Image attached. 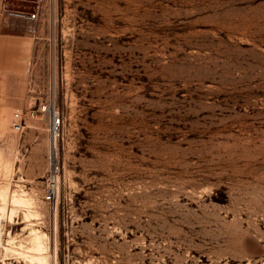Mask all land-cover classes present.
Segmentation results:
<instances>
[{
	"label": "rangeland",
	"instance_id": "obj_1",
	"mask_svg": "<svg viewBox=\"0 0 264 264\" xmlns=\"http://www.w3.org/2000/svg\"><path fill=\"white\" fill-rule=\"evenodd\" d=\"M37 1L0 65V264H264V0L3 5Z\"/></svg>",
	"mask_w": 264,
	"mask_h": 264
},
{
	"label": "crops",
	"instance_id": "obj_2",
	"mask_svg": "<svg viewBox=\"0 0 264 264\" xmlns=\"http://www.w3.org/2000/svg\"><path fill=\"white\" fill-rule=\"evenodd\" d=\"M4 0H0V10L3 24L9 27V32L0 33V65L5 58V54H10V58L15 60V54L27 45L28 36L21 27H31L32 22L36 21L24 19L16 15L6 14L4 11ZM14 10V9H10ZM16 27L20 30H16ZM15 66V65H13Z\"/></svg>",
	"mask_w": 264,
	"mask_h": 264
},
{
	"label": "built area",
	"instance_id": "obj_3",
	"mask_svg": "<svg viewBox=\"0 0 264 264\" xmlns=\"http://www.w3.org/2000/svg\"><path fill=\"white\" fill-rule=\"evenodd\" d=\"M39 10H40V2L39 1L36 2L33 10L29 11V12L28 11H22V10H10L4 6V11L6 12V14L16 15V16H19L21 18L29 19V20L37 19L38 15H39L38 14ZM30 30H34V28L30 27ZM44 109H45L44 105L41 108H39V107L36 108V110H39V111L40 110L46 111ZM36 110H33V111L35 113H37ZM47 113H48V118H49V122H48L49 132L52 134V137L55 138V136L58 133L59 126L61 123V116H60L59 111L55 108H51L49 111L47 110ZM12 125L15 129H21V112L19 111V109H16L13 112ZM46 192H47L46 198L51 199L53 196V185L51 183L47 186Z\"/></svg>",
	"mask_w": 264,
	"mask_h": 264
},
{
	"label": "bare ground",
	"instance_id": "obj_4",
	"mask_svg": "<svg viewBox=\"0 0 264 264\" xmlns=\"http://www.w3.org/2000/svg\"><path fill=\"white\" fill-rule=\"evenodd\" d=\"M54 158V156L52 155V153H51V159H53ZM53 164V163H52ZM54 169V168H53ZM51 178L53 179V181H55L56 180V176L52 173L51 174ZM13 199L14 200H16V201H21V202H32L33 200H32V198H26V199H24V198H16V196H14L13 197ZM14 202V201H13ZM32 210V209H31ZM13 210H11V212H10V218L12 217V214H13ZM10 220V219H9ZM40 230H38V231H36V232H34L33 233V235L31 236L32 237V241H33V246H34V248H36V249H38V250H44V248L46 247V245H45V240L44 239H46V234L42 231V232H39ZM33 250V249H32ZM37 251V250H36ZM17 252V251H16ZM34 252V251H33ZM38 252V251H37ZM37 252H35V253H37ZM44 252V251H43ZM19 253V252H18ZM32 253V252H31ZM38 254V253H37ZM41 254V253H40ZM30 255V254H29ZM38 257V259H40L41 261H44L45 260V255H38L37 256ZM33 259V258H32ZM36 259V258H35ZM37 260V259H36Z\"/></svg>",
	"mask_w": 264,
	"mask_h": 264
}]
</instances>
